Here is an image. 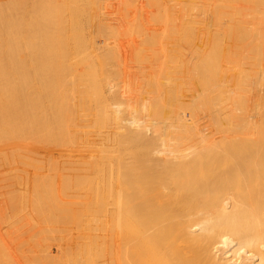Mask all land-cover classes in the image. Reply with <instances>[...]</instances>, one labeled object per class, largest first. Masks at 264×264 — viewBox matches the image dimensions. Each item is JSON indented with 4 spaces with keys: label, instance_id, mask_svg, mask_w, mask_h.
Listing matches in <instances>:
<instances>
[{
    "label": "bare ground",
    "instance_id": "obj_1",
    "mask_svg": "<svg viewBox=\"0 0 264 264\" xmlns=\"http://www.w3.org/2000/svg\"><path fill=\"white\" fill-rule=\"evenodd\" d=\"M148 1L149 2L147 3V5L145 3L134 4L135 1H134V3L132 1L131 3H120V6H119L118 3H116V4L114 3V0H0V24H1V30L0 31L2 33V39L4 40L3 41L0 39V54H1L0 57L3 56L2 57L3 61H4L3 63H5V64H3L4 74H3L2 79L4 80V83L7 87V89L5 91V96L7 99H4L3 102L8 101V103H7L8 106H3V107H5V109L1 110V108H0V131H4L3 127H5V131L9 130L11 137H12V135L13 136L17 135L16 133H18L19 131L22 134H24L23 137L25 136V134H28V135L31 134L30 137L32 135H35V134H33V131H35V132L45 131L46 133L47 132L50 133V128H51V131L54 128L53 124H51L50 121L44 120V119H42L43 121L41 120L38 122L33 121L35 119V116L40 112L39 110H41L43 107H46L45 109L48 108L50 113L51 114L53 113V115H55V113H56V116H61V115L65 114L67 112L66 109L68 107H69V109H72V110L77 108V110L79 109L78 111H80V108L85 109L86 111L89 112V114L91 113V115L94 116V119H95L94 123H96L97 125L98 124L100 126L105 125L106 122L108 123V122H111V120H112V121H115L114 122L116 124L115 128H117V126H119V127L124 126V128H125L126 125L125 124L122 125L121 121H124V120L126 121V120H128V118L125 117L126 119H124V115H122L123 113L119 112V109L117 108V105H119L123 102H120V103H117L118 101L115 102L117 100L115 98H119V101H121L123 99L122 98L120 100V97H122V96H118V94H117V93H119V90H118L119 88L117 89L115 87L118 85L117 83H120L117 81L118 78L120 77L118 75V73L120 71H125V69L120 68V66L116 68L113 65L114 63H115V65H117L116 62H118V61L120 63L119 59L122 58L123 57L122 54H125V53H122L123 49L122 48L120 49L119 46H118L119 47L118 49L110 47V45H112V44L118 45V44H115L116 43L115 41L117 39L115 36H116L117 31H119L123 27V26L117 27V22L121 18V16L133 15L134 21L137 22V20L141 19L140 25L138 23V25L141 26V23H143L142 21L145 18L148 20L150 16L151 17L153 16L152 14H150L152 12L151 9L153 7H155L154 11L157 10V12H155L156 14L159 13V8H162L165 10L164 11L165 14L162 13L163 11H162V9H160V11H161L160 15L161 16H158L159 14L156 16V14H155L156 20L154 19V17H153V19L156 21V23L153 20L154 21L153 25L150 26L151 24H149L148 26H150V27L147 28V31H145V30L143 31V28H145L144 26L139 28V32L142 28L141 32H143V33H141V32L140 33L143 35V37H144V35L146 36L142 40H145V38H147V36L149 37L151 35L150 33H152L153 31H155V30L159 31L158 27L161 26V24L159 25V23H163V22L168 23V25L169 24L171 25V27H169V29L175 30L176 29V28H174L175 23H176L175 21H181L180 23L179 22L178 23L180 24L181 27L182 26L184 27V30H182L183 29L182 28L181 31H179V29L181 28L179 26L178 33L185 32V33H187V35L185 34L187 37L184 36L183 33L178 34L176 31L173 33H170L169 30L167 32V35L162 36V37H164L165 41H167V39H168V38H166L167 36L172 37V35L174 33L178 34L179 36L174 34V37L175 36H176V38L180 37V40H185V42H184L185 45H182V46L187 45L188 49H190V46L193 45L192 43L190 45V42L193 39V37H192V35L194 34L193 31H195V30H193V31L191 30V24L192 23L193 24L198 23L200 28H202L201 34L199 36H201V38H202L201 46L206 48L207 43L206 42L204 43V41H206V39H207L208 26H214L219 21L230 23L233 15H237L236 13L238 12V14L240 13L239 16L241 17L240 19L238 18V20H240V24L242 22L244 25H247V28L249 27V29H250L248 32L251 31V33H253V35H250V36H252V41H255L254 39H256L257 40L256 42H258V44H256V45H258L259 48H264V25L261 28H257V26H255L256 24L253 26H249L250 23H248V20L250 18H253L252 16H254L253 15L254 12L251 10V7H254L253 9H255V13L257 12L260 14V16L263 18V20H262L263 22H261V23L264 24V0H226V1H224L225 3H223V0H219L220 2L217 3V5L215 4V8L217 7L219 11H220V9H223V11H220V14H219L220 16L218 18L219 21H214V22L206 21L207 18H204V21H194V20L192 21L191 20L192 13L197 15L198 12L199 13L202 12V10H200V8H201L200 4L202 3L201 0H148ZM204 4H206V2H204ZM207 6H209V5H207ZM249 10L251 11V13H253L252 16H251V14L249 16H248V13L246 14V12H248ZM195 11H197L196 12L197 14L195 13ZM250 11H249V13H250ZM203 12H205V10ZM203 12H202V15H203ZM162 15H163V17H162ZM256 15L254 18L257 17L258 22H259L260 16L258 17ZM239 16H237V17H239ZM179 17H180V20H179ZM201 18H202V16H201ZM254 18L250 19V20L255 21ZM128 19H130V17H128ZM192 19H193V17H192ZM123 20L126 21V19H124V17H123ZM201 20H203V19H201ZM131 21H133V20H131ZM145 22L147 23V21H145ZM231 22H233V21H231ZM251 23H253V22H251ZM134 25H136V24H134ZM155 26H156V29L154 28ZM164 26H166V24H164ZM164 26L162 25V27H164ZM186 26H188V27H186ZM254 26L256 28H254ZM258 26H260V25H258ZM226 27H228L229 29L232 28V27L227 26V25H226ZM125 28H127V27H125ZM135 28H137V26ZM187 28H190V30L189 29L187 30ZM235 28H234L233 32L235 31ZM244 28H246V27H244ZM244 28H242V30H244L243 32L241 31L240 27H239V30L243 34L245 33L244 35L246 37L248 35L247 34L248 32H245V30H247V29H244ZM237 29H238V25H237ZM136 30H138V28ZM185 30H187L188 32H186ZM132 31L134 33L133 32L130 33L131 31L129 32V30L126 32V38L128 36L127 35L128 32L131 35L132 34L137 35V33L135 32V29ZM158 31H156V33L155 32H153V33L157 34ZM165 31L166 30L164 29V31L162 30L159 32L165 33ZM139 32H138V34H139ZM227 32H232V31L231 30L228 31V29H227ZM235 32L237 33V31H235ZM241 32H238V35ZM1 33H0V38H1ZM164 33H163V35H164ZM168 33L172 34V35L170 36V35H168ZM234 33H233V35H234ZM214 34H215V32H214ZM231 34H229V36H231ZM158 35H160V34L153 36L152 39L153 40L156 39L155 41H158L159 40V39L157 40V38L159 37ZM181 35L186 37V38L182 39L183 37ZM218 35L221 36V33ZM122 36H124V35H122ZM139 36H140V34H139ZM227 36H228V34H227ZM240 36H238V40L240 39V41L244 40L247 42L246 39H248L249 36L246 39L244 36H241V38H240ZM137 37H138V35H137ZM231 37H233V36H231ZM242 37H244V39ZM124 38L125 37H123V38L121 37V39H124ZM138 38H140V37H138ZM164 38H162L163 41H164ZM216 38H215V40L217 42L220 41V40H218L220 38H217V39ZM118 39H119V37H118ZM130 39H129V41H130ZM137 39L135 38V40H137ZM148 39L149 38H147L146 42L147 41L149 42L150 39L149 40ZM212 39H214V37H212ZM221 39H222V37H221ZM236 39L237 38H235L234 40H236ZM241 39H243V40H241ZM172 40H174V38H172ZM215 40H213L214 42L213 41H211V42H213V44L215 43L217 45V42ZM231 40H229V43H231ZM155 41H153L154 43L151 44V47H153L154 44H156V43H157L156 47L159 45L158 44L159 41L156 43H155ZM170 41L168 40L167 42L169 43ZM174 41H177V40H174ZM178 41H179V38H178ZM178 41H177V43L179 45L176 43H175V45H178L179 49L181 48L180 51H182L184 54L185 51L182 50V47H180L181 44ZM187 41L189 44L187 43ZM237 41H235V42H237ZM240 41H239V44H240ZM139 42H141V39L136 44H138ZM211 42H210V44H212ZM249 42L251 44L256 43V42L252 43L251 41H249ZM129 43H131V42H129ZM250 43H248L249 47L244 45V50L246 49V51H244V55H242V62H241L242 65L244 67H246L244 69L247 70V68L250 65H252L253 68H251V69H252V71H253V69L255 71V73H253L252 78L250 79V82L248 83L247 87L250 85L249 87H251V89L254 90V89H257L258 87L263 86L262 88L264 89V61H263V63L262 62L260 63L261 59L259 61V56H260L259 54H258L259 55L258 57L253 56V54L256 52V49H255L256 46H254V45L251 46ZM215 44H214V46L213 45L210 46L211 49L212 48L214 49V51H213V49L211 50L212 52L209 50L211 53V56L209 55L210 53L207 52L208 53L207 56L208 57L210 56L208 58L209 60L206 59V61H205L204 59H201V60H203L202 65H200L201 63H199V64L197 63L196 65H194V63H192L191 66L194 65L195 67H197V65H199L198 66L199 68L193 67L192 70H195V69L199 70L201 67L204 68V70H205L204 65L206 66V62L211 63V66L213 64H215L214 62L212 64V61L208 62V61L212 60L210 58H213L215 56V55H213V52H215L216 48H217L216 51H219L218 49L220 47L214 48L216 46ZM219 44L221 46V43H219ZM237 44L235 43L236 46H237ZM146 45H147V43H146ZM163 45L165 46L167 44H163ZM171 45H172V47H174L173 46L174 44L171 43ZM171 45L170 46L168 45L167 49H168V51H172V52H170L171 54L172 53L175 54ZM223 45H224V43H223ZM229 45H231V44H229ZM124 46H126V45H124ZM140 46L143 47L144 45L143 46L140 45ZM178 46H177V48H178ZM139 47H137V48H139ZM239 47H243V46H239ZM150 48L147 51H144L145 49L143 50L140 48L139 51L143 55L142 51L148 53V52H150ZM174 48H176V46ZM177 48H176V51L179 50ZM236 48L237 47H235V49ZM193 49L191 51H193ZM195 49L196 50H194V51L201 52V51H198L197 48H195ZM226 49H227V47L225 48V50ZM235 49L233 48V50L231 49V50H229V52H231V51H233L234 53L237 52V51H234ZM236 50H240V49H236ZM126 51H127V49H126ZM260 51H262V49ZM133 52H135V51H133ZM136 52H137V49H136ZM151 53H152V56L151 55L150 56L151 57L154 56V58H155L156 54L154 55V53H157V52L151 51ZM162 53H163V55L165 53V51L163 49H162ZM177 53L178 52H176L174 63H177L178 65H180L179 68H182L180 61H179L180 64L178 62H175V60L180 58L181 57L180 55H182V54H179L178 56H180V57H178ZM215 53H216V56L218 57L217 52H215ZM239 53H241V52H239ZM138 54H140V53H138ZM138 54H136L137 58H136V56H133V57H135L136 59H140V57L138 58V56H140ZM192 54H194V53L192 52ZM196 55H197V53L195 54V56ZM235 55H236V53H235ZM115 56H116V58H115ZM164 56H166V55H164ZM169 56L170 55L167 56L168 57L167 59L165 57L166 60L163 58H162L163 60L160 59V60H162L161 63L163 61L168 63L167 60H169V58H172ZM176 56L178 58H176ZM198 56H201V55L199 54ZM198 56L195 58L197 59ZM229 56H231V54H229ZM233 56H234V54H233ZM233 56H231V58H233ZM217 57H216V59L218 61L219 59ZM227 57L225 59H227ZM235 57H239V56H234V59L238 60V58H235ZM2 58H0V64L1 65H2V60H1ZM143 58H144V60H143L144 63L147 64L148 62L145 61L146 57L142 56V59ZM159 58H160V56H159ZM109 59H114L113 61L117 60L116 62H114L112 64L114 66V68H112V70L109 67V66H112L111 61ZM142 59H140V60L142 61ZM147 59H149L148 56H147ZM155 59H153V61ZM181 59L183 60V58H181ZM194 59L192 62L196 61V60L194 61ZM223 59H224V57H223ZM187 60H185V61H187ZM135 61H137V60H135ZM204 61H205V64H203ZM128 62L129 61L127 60L126 63H128ZM157 62L158 61L155 60V62H151V63L152 64L154 63V65H156ZM198 62H200V60ZM226 62H227V60H225V65H226ZM167 63H165L164 65L166 66ZM186 63L187 62H185L184 64H186ZM228 63L231 64V62H227V65H228ZM234 63H236V62H234ZM133 64L137 65V63H133ZM138 64H143V63L138 62ZM168 64H170V62ZM217 64H216V67H218ZM238 64H236V65H238ZM1 65H0V67H1ZM149 65L151 66V64H149ZM161 65L164 66L163 64H161ZM171 65H173L172 62H171ZM236 65H234V66H236ZM174 66L175 65H173L172 67H174ZM238 66H240V64ZM238 66H236L238 68L237 70H239ZM213 67H211V68L212 69L216 68V67H214V68ZM228 67H229V65H228ZM154 68L155 67H153V69ZM169 68H170V70L172 69L171 67H168V69ZM209 68H210V66H209ZM224 68H225V66H224ZM153 69L151 70V72H152V74L154 73L153 75H155L156 71ZM165 69L168 70L167 68H165ZM175 69L178 70L177 67H174V70ZM206 69H208V66ZM210 69L207 71L213 72L212 70L210 71ZM232 69H235V67ZM241 69H243V68H241ZM241 69H240V72H241ZM132 70H134V69H132ZM136 70L139 72L140 69L138 70V68H137ZM142 70H144V69H141V71ZM161 70H162V68H161ZM163 70H164V67H163ZM204 70H202V72H201L202 76L200 75L201 70H199V72L196 70L197 73H195V75H193V78H194V76H196L199 73L198 76L195 77L197 80L199 79V81L202 82L201 84H197V80H195L196 81L195 83L197 84L198 87L203 84V81L205 82L207 79L212 80L214 78V76L216 75L214 73V76H212L213 74L209 73V74H211L212 77L210 76L209 78H207L209 76V74H208L207 77L205 75V78H207V79L203 80V79H205L203 77L204 75L202 74V73H204ZM216 70H217V68H216ZM224 70H223L224 72L229 71V70H226V68ZM26 71H28V72H26ZM98 71H99V73L97 74ZM141 71H140V73H137V75L140 74L142 76ZM148 71H149V69H148ZM207 71L205 72L206 74H207ZM218 71H214V72L218 73ZM1 72H3V70ZM161 72L164 74V71H161ZM180 72H181V69H180ZM229 72H231V71H229ZM234 72H235V70H234ZM242 72L244 73V71H242ZM12 73H14L13 77H11ZM84 73H87V74L82 76V79H84L85 76H86V78H88V76H89V79H84L88 82L80 80L81 75ZM121 73L122 72H120V74ZM181 73H179V75ZM192 73L193 72L191 71V74ZM29 74H31V76ZM166 74H167V72H166ZM227 74L228 75H225L226 76L225 85L224 84L223 85L225 86L226 89H229V90L233 89L234 90V87L232 89H230V83L233 81L232 76L229 73H227ZM240 74H242V73H240ZM240 74H237V75L240 76ZM246 74H249V73H246ZM246 74H245V76H246ZM153 75H151V76H153ZM168 75H170L172 77L174 76L172 73H170ZM176 75L179 76L178 74H175V76ZM199 75H200L201 79L203 78L202 81L200 80ZM161 76H163V75H161ZM170 76H169V78H170ZM146 77L149 79V75H146ZM36 78H38V79H36ZM156 78H158L157 75L155 76V79ZM162 78H163L162 80L165 79L164 81H169V78L166 79V77L164 78V76ZM246 78H248V77H246ZM125 79H126V75H125ZM148 79H147V81H149ZM173 79L175 81L176 80L178 81V79H175V78H172V81H173ZM114 80H116L117 82H115ZM152 80H154V79H152ZM152 80H151V82H152ZM185 80L190 81V79H187V77L185 78ZM236 80H237V78H236ZM241 80L244 81L243 79H241ZM172 81L168 82V84H170ZM207 81L211 83V81H209V80H207ZM207 81H206V83H204V84H206V86L210 84V83L208 84ZM213 81H215V80L213 79L212 82ZM239 81H240V79L238 80V82ZM110 82H111V85H110ZM142 82H143V79H142ZM145 82H146V80H145ZM152 83H151V85H152ZM166 83H165L164 87H162L163 89L165 87H167ZM213 83H215V82H213ZM242 83H245V82H242ZM37 84H39V86L43 88V91H42V89H41V91L38 89L39 87L37 86ZM147 84H148V82H147ZM204 84L202 86H200V87H202L203 90L205 87ZM173 85H174V83H173ZM173 85H171V86H173ZM182 85L181 84L179 86L177 85V87H176L177 92L181 91V90L180 91H178V90L183 88ZM237 85H238V83H237ZM35 86L38 87V88H36L37 90L35 89ZM240 86H242V85H240ZM131 87H132V84H131ZM152 87H153V85H152ZM169 87L167 88V90L170 89ZM173 87L175 88V86H173ZM247 87L244 85L243 88H247ZM68 88L71 90H69ZM140 88H141L140 90L142 91L143 87L141 86ZM148 88H150V87H148ZM186 88H188V87H186ZM190 88H192V87H190ZM262 88L260 90H262ZM151 89L152 88H150L149 90L151 91ZM193 89H194V87H193ZM200 89H199V92H200ZM202 89H201V91H202ZM153 90L154 89H152L153 93L152 92L151 93L154 95L155 91H153ZM160 90H161V88H160ZM164 90H162L161 92H163ZM167 90L165 92H167ZM186 90L187 89H185L184 92ZM235 90H236V88H235ZM249 90H250V88H249ZM35 91H37V93ZM69 91H71L70 92L71 94H70V96H68L69 99L66 98V101H65L66 105L62 104L63 101L65 100L62 97L67 96V94H69L68 93ZM122 91H123V89H122ZM141 91L139 94L142 95L143 92L141 93ZM204 91H206V89ZM222 91L223 90H221L220 93L223 94L224 91L223 92ZM250 91H248L249 94H250ZM172 92L174 93V89L173 90L170 89L168 94L169 93L171 94ZM214 92H216V94H217L218 91H213L212 93H214ZM237 92H238V89L236 91V94H237ZM244 92H246V89ZM244 92L242 93V91H241L242 95L245 94ZM248 92H246V93H248ZM261 92L262 91H260V93ZM130 93H132V92H130ZM168 94H167V97L165 96L166 97L165 99H168V96H170ZM186 94H187V91H186ZM254 94H256V93H254ZM254 94H252V95H254ZM34 95L39 97L38 98L39 103L35 102L32 99V96H34ZM58 95L60 97V98H58L59 101H60V99L62 100L61 103H59V105L62 107H60V106L56 107V104H57L56 102L58 100H56L55 97ZM160 95H163V93L162 94L160 93L159 97H160ZM237 95H239V94H237ZM242 95H239L237 102H235L234 99H232V97L228 96L226 98V101H225V102H227L226 103L227 106L225 107L223 105L225 108L222 105H221V107L215 108L216 106L213 103L212 104L215 106L214 108H212L213 105H212V107H210L211 105L209 107L208 106L203 107L206 104L200 105V106H198L199 104H197V106H193L197 102L200 103L201 102V101H199L200 99L198 101L196 100L197 102H195L193 105H192V102H191V104L186 103V104H188V107H189V108H187V106L184 104V106H186V109L189 110V112L187 114H186V110L183 109L184 106L182 105V103L179 104V105H182V107L178 105V103L180 101H178L177 99H175L176 100L175 101L176 107L171 106V105L175 104V103H173L174 98L169 97V101L167 100L165 102L166 106L163 105L160 108V112L163 115L160 114L161 116H160L159 121L156 122L155 119L150 118L151 121L153 122L152 124L150 123L151 127L150 126L140 127L142 125L141 124L142 122L141 123L139 122L140 125H139V123L136 124L137 123L136 119L139 118V117H136V115H138L139 113H137L133 119L129 118L131 120V122H128V123L136 124V125H138L137 127H140V128H138V130H137V128H133V129H135L134 131L140 132V133H137V134H139V137L137 135V137L135 138L136 140H139V143L134 142L135 140L133 139V137L132 138L128 137V139L124 140L125 143H122L123 145L122 144L120 145L121 146L120 149H119V147L117 148V151H116L117 146L114 147L111 143V146H113V149L115 148V151H113V152H112V147H108V146L104 147L101 145V148H100L99 143H97L99 147H96L95 150L94 149L93 150L96 151V149H99V152L101 151L100 152V158L98 157L97 159H94V157H93L94 160L92 159L93 162L90 164L91 170H87L86 168H83L82 166H81L82 168H79V170H78V169H75L76 168L75 167L74 171L75 170L76 171L74 172L72 170L75 173V175H72L71 177H69V179H67L68 181L64 180V181L69 183V187L71 188L70 190H74L76 192V194L78 195V197L82 198V201H80V200L77 201V199L75 198L77 195L75 197L73 196L76 200L75 202L73 201V203H75L74 204L75 208L79 207L77 210V215L75 213H72V214H75L73 216L70 215L71 210H69V209L67 210L66 208H63L64 203H63V205L60 206V204H59L60 200L57 203H55L56 200L54 202V200L52 199L54 197H51L49 195V194H51L52 191H55L54 186H53V190H51L54 181L50 180L52 182L49 183V186H47L48 183H46V182L48 180H46V182H45V180H43V176H42L41 180H43L44 182L42 183L41 181H37V179L35 178L36 176H34L35 175L34 174L30 180L27 179V181H29V182H27V186H25V184L23 186V184L21 185V183H19V182L17 183V181H16V185H12L14 188L16 187V189H13V190L10 189L11 192L9 193L7 191L9 193L8 194L5 192L6 189L7 188L9 189V185L12 183L11 181H14L13 179L14 178L17 179V178L16 177L11 178V176H13L12 174L10 177H7V176H4V174L2 173L3 176L5 177V179H6V177L12 179V180H10V179L7 180V181H10L11 183L8 185V187L5 189L4 192L6 194L10 195L13 198V201H15V200L19 201L15 204L13 202L12 204H14V205H12L11 204L12 200L10 202V200H9L10 198H6L8 203L10 202V205L7 202L6 203L8 204V206H11V211L9 210L10 212H8V213L13 214L16 211L15 212V214H16L18 207L21 208V204L20 205H18V204L22 200V205H24V207H22V209L23 210H24V208L26 209L25 205L31 207L32 210H31L30 215L32 214L31 216H33V214H34L36 216V217H33L35 219V223L38 224V222H36L37 221L36 219L43 220L46 222V224H48L47 230H49V232L55 231V232H57V234H58V232L62 231L63 228H64L63 232H66L65 226L66 225L68 226V223H67L68 221H71V220L74 221L75 220L76 221L75 225L77 226V228H79V226H80L79 223L82 219H89V220L91 219V221H94L92 224L93 225L92 230L94 231V232L92 231L94 233L93 239H91V238L89 239L88 237H86L87 239L84 238L85 241H83L84 239L83 240L81 239L83 243L81 245H78L79 244L78 240L80 239V237H78L79 239L76 240V238L74 239L72 236L73 239L72 238L69 239L70 241H68L67 239H66V241L61 239L62 244L59 243L60 246L53 244L56 247H58L57 251L55 250V252H60L61 255L64 253L66 254L63 257L67 256V254H69L70 250H72L73 247H76V249H78V250H77V253L75 251L74 254L78 255V253H79L78 256L82 255L81 256L82 259L83 258L85 259V261L83 260L84 263L82 262V264H87L89 260H93V259H95V263H92L89 261L91 264H264V98L262 101L263 104H261L259 102L261 101L262 97L256 103L255 101L253 102V100H252L253 96H252V98L250 96H246V97L251 98L252 101H250L249 100L250 98L249 99L247 98L248 99L247 100L246 97H243ZM212 96H213V94H212ZM218 96H220V94H218L217 97ZM221 96H220V98H221ZM223 96L225 97V95H223ZM255 96L257 97L258 95H255ZM113 97H114V99H113L114 102L112 100ZM224 97H223V99H224ZM152 98H154V97L152 96ZM191 98H193V97H191ZM205 98H206V101L208 102L209 98L208 99H207V97H205ZM31 99H32V102H31ZM160 99H161V97H160ZM214 99H216V98H214ZM223 99L221 98L222 101H223ZM185 100H187V99H185ZM238 100H239V102H238ZM136 101L140 102L137 99H136ZM214 101H216V100H214ZM152 102L150 99V103H152ZM217 102H219V101H217ZM153 103H155V102H153ZM153 103H152L151 107L154 106ZM170 103H173V104H170ZM219 103H217V105ZM209 104H207V105H209ZM114 105H116L115 110L113 109V111H112V107H114ZM122 105L124 106L125 104L123 103ZM148 105L146 104L147 107H148ZM167 105H170V106H167ZM189 105H192L193 107L190 108L191 106H189ZM137 106H138V104H137ZM119 107H121V105ZM125 107L126 106L121 108V110H123V112L126 110ZM61 108H64V110H62ZM142 108H144V107H142ZM48 109L45 111H48ZM128 109L129 110H127V111H130V107H128ZM145 109H146V107H145ZM151 109L149 110L150 112L152 111ZM72 110H70L68 112L72 113L73 111H75V110H73V111ZM95 110H97L98 112L95 113L96 112ZM86 111H84V112H86ZM138 111L139 110L137 109L136 112H138ZM142 111H144V110H142ZM131 112L134 113L133 110H131ZM50 113L45 114L44 116H46V115L50 116ZM151 113H154V112H151ZM124 114L126 115V112H124ZM14 115L15 116L19 115L23 118V119L21 118L20 120H18L17 125L15 123L6 121V120H9ZM128 115H129V113L127 114V116ZM74 116L75 115L73 114L72 117H74ZM122 116H123V118H122ZM131 116H132V114L130 115V117ZM133 116H134V114H133ZM152 116H153V114H152ZM87 117L90 119L89 116H87ZM65 119H66V117L63 120L61 118L62 121H59V122H62V123L55 125L54 131L56 132V130H57L58 134L60 135L59 140H62L63 137L65 138V133H66V125H65L66 122H64ZM94 119H93V121H94ZM139 119H137V120H139ZM79 120H80V118H79ZM108 120H110V121H108ZM142 120L143 119H141V121ZM144 120H146V119H144ZM73 121H75L74 118H73ZM82 122H84V121L82 120ZM70 123H72V121ZM114 123H112L111 125H113ZM120 123H121V126H120ZM128 123H126V124H128ZM218 123L219 124L222 123V125H220L222 127H219ZM97 125H96V128H97ZM107 125H109V124H107ZM136 125L135 126L131 125V127H136ZM91 127H93V126H91ZM119 127H118V129H119ZM99 128H97V129H99ZM110 128H113V127L111 126ZM115 128H113V129H115ZM127 128H125V130H127ZM129 128H130V126H129ZM78 129H80V127H78ZM94 129H95V127H94ZM133 129H132V131H133ZM125 130H124V133H125V135H127L129 132L126 134ZM116 133L117 132H113L114 135H117L120 132L117 134ZM5 134L3 136H5ZM58 134H57V137H58ZM66 134H69V133H66ZM75 134L76 133H74V135ZM123 134H121L122 138L125 137V135L123 136ZM28 135H27V137H28ZM54 135H55V133H54ZM54 135H53V137H56V135L55 136ZM85 135H88V134L86 133ZM41 136L42 135H40V137ZM43 136H44V134H43ZM48 136H49V134H48ZM11 137H9V139ZM0 138H2V137L0 136ZM25 138H26V136H25ZM43 138H47V136L46 137L44 136ZM43 138H41V139H43ZM67 138H69V137L67 136ZM137 138H139V139H137ZM9 139H8V141L10 142L11 139L10 140ZM36 139H37V137H36ZM119 139H120V137H119ZM13 140H12V142H15ZM115 140L117 141V138ZM115 140H113V141L111 140V141L114 142ZM3 141L5 142L4 139H3ZM6 141H7V139H6ZM64 141H66V140H64ZM84 141H85V139H84ZM218 141H221V142H219L220 144L217 143ZM52 142H54V141L52 140ZM72 142H73V140H72ZM132 142H134L133 144H135V145H133V146L130 145V143H132ZM56 143H57V141H56ZM105 143H106V140L104 141V144ZM118 143L120 144V141H118ZM97 144H96V146H97ZM126 144L131 146L132 152L127 153V154H130V157L127 156L126 153L124 152V151L128 152V149H129V148L127 149ZM47 145H49V144H47ZM66 145H68V144H66ZM151 145L153 146V148L151 147ZM154 147L156 150L154 149ZM190 148L193 149V151H191V152L188 151L189 152L188 153L186 150L190 149ZM154 150L157 151V154L159 153V155H155L156 152ZM103 151L107 152V154H105V156H103V153H105ZM16 152H18V151H16ZM111 152H112V154L110 155ZM10 153H15V151L14 152L10 151ZM18 154H20V153H18ZM153 155H155V156H153ZM5 156L3 155V157H5ZM15 156L18 157L19 155L18 156L15 155ZM29 156L30 155L28 154V157ZM95 156H97V155L95 154ZM21 157L23 158L22 154L20 157H18V159ZM38 157L40 158V156H38ZM25 158H26V160H25ZM25 158H24V160L27 162V157H25ZM6 159H8V158L6 157ZM31 159H33V158H31ZM3 160H4V158L0 161L4 163ZM20 160H23V159H20ZM24 160H23V162H24ZM37 160L39 161L38 158H37ZM37 160H36V162L35 161L33 162L35 165H37L36 163H38ZM66 160L67 159L65 158V161ZM78 160L79 159H77V161ZM30 161H32V160H30ZM47 161H48V159H47ZM28 162H29V160H28ZM9 163L7 165L8 167L10 166ZM29 163L33 164L32 162H29ZM39 163H41V162L39 161ZM78 163L79 162H77V165L79 166ZM4 164H5L4 166L6 168V162ZM73 164H74V166L76 165L75 163H73ZM73 164H69L68 166H72ZM57 165L59 166V164H57ZM61 165H63V163ZM85 165H86V162H85ZM4 166L2 165L3 168H4ZM29 166H31V165H29ZM55 167L57 168V166H55ZM30 168H32V167H30ZM30 168H29V170H30ZM33 168H35V167H33ZM33 168L31 170H33ZM59 168H60V166L58 167L57 170H59ZM37 169H39V168H37ZM84 169H86V170H84ZM67 170L66 169L65 170L60 169V171H62V173H63V171L65 173H67L66 172ZM34 171H37V170L34 169ZM39 171H41V170L39 169ZM72 171L70 169V173H72ZM25 172H27V171H25ZM8 173H9V170H8ZM8 173H7V175L9 176ZM16 173H20V172L16 171ZM22 173L23 172H21V174ZM51 173H52V170H51ZM70 173H68V174H70ZM15 174H14V176H16ZM21 174H19V175L21 176ZM54 175H57V173ZM3 176H2V179H4ZM20 176H17V177H19L18 180L21 179ZM46 176L49 177L48 175H46ZM24 177H26V175ZM22 178H23V176H22ZM39 178H40V176H39ZM25 179H23L24 182H25ZM52 179L55 180L56 178L54 179L52 177ZM7 181H5L6 184H7ZM20 182H22V181H20ZM56 182H61V183H55L54 184L55 187L57 188L58 184L60 186V184L63 183V180H60V181L57 180ZM1 183H2V181H1ZM3 184H4V182H3ZM5 185H4V187H5ZM17 185H18V188H17ZM1 188H0V190H1ZM59 188H58V190H59ZM68 188L66 190H68ZM48 189H49V191H48ZM62 190H59V191H62ZM4 192L0 191L1 196ZM56 193H58V192H56ZM60 193L62 194V192H60ZM61 194H59V195H61ZM71 194H72V192H71ZM52 195H55V194H52ZM56 195H58V194H56ZM67 195H69V193ZM3 197H5V196H3ZM3 197H0V198H3ZM59 197H61V196H59ZM18 198H21V200H19ZM62 198H63V196H62ZM55 199H57V198H55ZM59 199H61V198H59ZM65 200H68V199H65ZM69 200H70V198H69ZM61 201H62V199H61ZM71 201H72V199H71ZM4 202L5 201H3V203ZM70 204H72V203H70ZM2 205H4V204H2ZM67 205H64V207H66ZM12 206H13V208L17 207V209L14 211V209H12ZM69 207H71V206H69ZM69 207H67V208H69ZM72 208H73V206H72ZM22 209H20V210H22ZM5 210H6V208L4 209V211ZM12 210L14 211L13 213H11ZM66 211L69 212L70 214L69 213L67 214ZM23 213H24V215H27V213H25V211H23ZM5 214H3L4 216H2V217H4V220H7L9 216H8V214H6L7 217L5 219ZM20 214H22L21 211H19V213H17V215L21 216ZM0 215H2V214L0 213ZM2 217H0V219H2ZM12 218H14V220H15L16 215H15V217L12 216ZM18 218L19 217L17 216V220H15V222H18V223H15L16 225H18L20 223ZM33 218L30 217L29 219L33 220ZM32 220H31V222H33ZM9 222L11 223V220ZM71 222H70V224H71ZM5 223H6V221H5ZM5 223L3 221V225ZM49 223H53L54 225L49 224ZM89 224H90V222H89ZM1 225L2 224L0 223V229H1ZM3 225H2V227L5 226V225L4 226ZM60 225H62L63 228H61ZM73 225H72V227H73ZM35 227H33L32 229H34ZM10 228H11V225H9V229ZM84 229H85V227H84ZM90 230H91V228H90ZM90 230H89V232H90ZM41 231L43 232V230H41ZM85 232H86V230H85ZM76 233H78L77 230H76ZM67 234H69V232ZM6 235H8V234H6ZM34 235L32 237H35ZM36 237H38V236H36ZM70 237L71 236H69V238ZM15 242H14V244H15ZM56 242H58V241H56ZM14 244H12V245H14ZM24 247H26V246H24ZM0 249H1L0 250V264H24L23 262L18 261V260L21 258H27V257L29 258L30 257L27 255V254H29V252L27 254L22 253V252L17 254L15 252H12V253L7 252V250H4L2 248V246H0ZM49 249L50 248H48V250ZM24 250H27V249H24ZM48 250L46 249V250L40 252L38 255L32 253L33 257H35L38 261H40V264H63L64 263L63 259L61 260L62 256L61 257L59 256L60 258L57 261L56 260L57 257H56V259L53 258L55 255L54 254L55 252L53 253L54 250L52 249L53 251H51L53 253V255H50L53 257H50L48 255L49 254ZM67 250H69V251L64 252ZM90 251H94L93 252L94 258L93 259H90L92 255L90 256V258H88V254H92V252L90 253ZM70 254L68 255L69 257H70ZM35 258L32 260L35 261L36 260ZM78 258H80V257H78ZM66 259H68V261H69L68 257H66ZM76 259H77V256H76ZM64 260H65V258H64ZM60 261L63 263H60ZM65 261H67V260H65ZM26 263H28V262H26ZM69 263H72V262L69 261ZM78 264H81V263L79 262Z\"/></svg>",
    "mask_w": 264,
    "mask_h": 264
},
{
    "label": "rangeland",
    "instance_id": "obj_2",
    "mask_svg": "<svg viewBox=\"0 0 264 264\" xmlns=\"http://www.w3.org/2000/svg\"><path fill=\"white\" fill-rule=\"evenodd\" d=\"M133 1V3H134V1H135V3L134 4H140V3H145L146 5H147V3L149 2L148 0H132ZM131 0H114V3L116 4V3H118L119 4V6H120V3H131L132 2ZM202 1V3L200 4V6H201V8H200V10H202V12L205 10V12H203V15H202V12H198V14L196 13L197 11H195V13L197 14V15H195V14H193L192 13V17H193V19H192V17H191V20L193 21H204V18H207L206 19V21H210V22H214V21H219L218 20V18H219V14H220V11H223V9H220V11L218 10V8L216 7L215 8V4L217 5V3H219L220 1L219 0H201ZM224 1H226V0H223V3H225ZM204 2H206V4L207 5H209V6H207L206 4H204ZM113 3V2H112ZM203 6V7H202ZM162 7V6H161ZM206 7V8H205ZM254 7H251V10L254 12V14L253 13H251V11H250V13H249V11L248 12H246V14L248 13V16L251 14V16H252V14L254 15V16H252L253 18L255 17V15L256 16H260V14L259 13H255V9H253ZM151 9V8H150ZM160 9H162V8H159V15L158 14H156L155 12H157V10L156 11H154L155 10V7H153L151 10H152V12L150 13V14H152L153 16L150 18L149 17V21L145 18L142 22L143 23H141V26H139L140 25V20L141 19H139V20H137V22L136 21H134V17H133V15H130V16H121V18L118 20V22H117V27H120V26H123L122 27V29H120L119 31H117V33H116V43L115 44H118V45H114V44H112V45H110V47H113V48H115V49H118L119 47H120V49L122 48L123 49V51H122V53H125V54H122L123 55V59L122 58H118L119 60H120V63H119V61L118 62H116L117 60H115V61H113L114 59H109L110 61H111V65L114 63V62H116V64L118 65H115V63L113 64L116 68L117 67H119L120 66V68H123V69H125V71H120V72H122L121 74H120V72L118 73V75L120 76H118L117 78H118V82H120V83H117L118 85V87L116 86L115 88H119L118 90H119V93H117L118 94V96H122V97H120V100L121 101H119V98H115V99H117L115 102H117V103H120V102H123L125 105L124 106H126L125 107V111L124 112H126V115L124 114V112H123V110H121V108H123L124 106L122 105L123 103H121V104H119V105H117V108L119 109V112H122L121 114L122 115H124V119H126V118H128V120H124V121H121V123H122V125H126L125 126V128H129V126H130V128L128 129L127 128V130H125V128H124V126H121V123H120V126L121 127H119V126H117V128H115L116 127V124L114 123L115 121H112L111 119V122H106L107 124H109V125H107L106 123H105V125H97L96 123H94L95 122V119H94V116L93 115H91V113L89 114V112L88 111H86L85 109H81L80 108V111H78L77 110V108L76 109H73V110H75V111H73L72 109H69V107L66 109V113L65 114H63V115H61V116H56V113H55V115H53V113L51 114L50 113V111H49V109H48V111H45V110H47V109H45L46 107H43L41 110H39L40 112L35 116V119L33 120V121H41L42 119H44V120H48V121H50V123L51 124H53V126H54V128L52 129V131H51V128H50V133L49 132H47L48 134H49V136H48V134L45 132V131H39V132H35V131H33V134H35V135H32L31 137H30V135H28V134H25V136H26V138H25V136L23 137V135L24 134H22L20 131L18 132V133H16L17 135H15V136H13L12 135V137H11V134L9 133V130H6L5 131V127H3V129H4V131H0V136L2 137V138H0V160H2L3 158H4V163L6 162V168H5V164L3 163V162H1L0 161V188H1V190L0 191H5V189L8 187V185H9V189L7 190L6 189V193H10L11 192V190L10 189H16V187L14 188L12 185H16V181H17V183L19 182V183H21V185L23 184V186H24V184H25V186H27V182H29V181H27V179H31V177H33V175L34 176H36L35 178L37 179V181H41L42 183L44 182L43 180H45V182H46V180H48L46 183H48L47 184V186H49V183H51L52 181H54V183H53V185H52V189L51 190H53V186H54V190L55 191H50L51 192V194H49L51 197H54V198H52L53 200H54V202H55V200H56V202L55 203H57L59 200H60V202H59V204H60V206L61 205H63V203H64V205H69V206H71V207H69L68 205L66 206V207H64V205H63V208H66L67 210L69 209V210H71V214L69 213V212H67L66 211V213L68 214H70V215H77V210H78V208L79 207H76L75 208V206H74V204L75 203H73V201L75 202L76 200H75V198L77 199V201L78 200H80V201H82V198L81 197H78V195L76 194V192L74 191V190H70L71 188L69 187V183L68 182H66V181H64V180H67V179H69V177H71L72 175H75V171H74V168L75 169H78L79 170V168H86L87 170H91L90 169V164L93 162V160L94 159H97L98 157L100 158V152H99V149H96V151H94L95 150V148L96 147H99L100 146V148H101V145L102 146H104V147H112V152L113 151H115V148L113 149V146L115 147V146H117L116 147V151H117V148L119 147V149H120V145L122 144V143H125V139H128V137H130V138H132L133 137V139L135 140L134 142H137V143H139V140H136L135 138L137 137V135H138V137H139V134H137V133H140L139 131L137 132V131H134L135 129H133V128H137V130H138V128H140V127H142V126H150V123L152 124L153 122L151 121V119L150 118H153V119H155L156 120V122L157 121H159V119H160V116L161 115H163L161 112H160V108L163 106V105H165L166 106V101L168 100L169 101V97H172V98H174V102L173 103H175V99H177L178 101H180L179 103H178V105L179 104H181L182 103V105L184 106V104L187 106V108H189L188 107V104H191V102H192V105L195 103V102H197L199 99V101H201L200 103L199 102H197V103H195V105H193V106H197V104H199L198 106H200V105H205V106H203V107H206V106H210V107H212V105H213V107L212 108H218V107H221V105L223 106H227V102H225L226 101V98L229 96V97H232V99H234V101L235 102H237V99L239 98V95H242V93L245 91V89H246V92H248V91H252L253 89H251V87H247V85H248V83L250 82V79L252 78V75H253V73H255V71H254V69H253V71H252V69L251 68H253V66L252 65H250L248 68H247V70L246 69H244V68H246V67H244L243 65H242V55H244V51H246V49L244 50V45L245 46H248L249 47V44L248 43H250L249 41H251L252 43L253 42H256L257 40L256 39H254L255 41H252V36H250V35H253V33H251V31L250 32H248L250 29H249V27L247 28V25H244L242 22H241V24H240V20H238V18L240 19L241 17L239 16V14H238V12L236 13L237 15H233V17H232V20L231 21H233V22H231L230 21V23H228V22H223V21H219V22H217L214 26H208V35H207V39H206V41H204V43L206 42L207 43V45H206V48L205 47H202L201 46V43H202V38H201V36H199L200 34H201V29L202 28H200V26L198 25V23L197 24H191V30L193 31V30H195V31H193L194 32V34L192 35V37H193V39L191 40V42H190V45H191V43L193 44V45H189L190 46V49H188V46L186 47V46H182V45H185L184 44V42H185V40H180V37H177L176 38V36L174 37V34L172 35V34H169L168 33V35H172V37H169V36H167L166 38H168L167 39V41L169 40H171L169 43L167 42V41H165V38L164 37H162V36H166L167 35V32H168V30H169V32L170 33H173V32H177L178 33V28H179V26H180V22L181 21H175L176 23H175V27L174 28H176L175 30H171V29H169V27H171V25L169 24L168 25V23H165V22H163V23H159V25L161 24V26L160 27H158L159 28V31H164V29L166 30L165 31V33L164 32H159L158 30H155V31H153V32H155L156 33V31H158L157 32V34H160V35H158L159 37L157 38V40L159 41H155L156 39H152L153 38V36H155V35H157V34H154L153 32L152 33H150L151 35L148 37L147 36V38H149L148 40H149V42L147 41L146 42V40H147V38H145V40H142V39H144V37H146L145 35H144V37H143V35L141 34V33H143V32H141V30H142V28H141V30H140V32H139V28L140 27H145V28H143V31L145 30V31H147V28L148 27H150V26H152L153 25V23H154V21L156 20V16L158 15V16H161L160 15ZM217 10V11H216ZM150 11V10H149ZM162 13H164V9H162ZM154 12V13H153ZM161 13V14H162ZM209 15H208V14ZM155 14H156V16H155ZM165 14V13H164ZM163 14V15H164ZM245 14V15H246ZM163 15H162V17H163ZM207 15V16H206ZM216 15V16H215ZM201 16H202V18H201ZM237 16H239V17H237ZM250 16V17H251ZM123 17H124V19H126V21L125 20H123ZM126 17V18H125ZM128 17H130V19H128ZM153 17H154V19H153ZM181 17V16H180ZM180 17H179V20H180ZM249 17V18H250ZM203 19V20H201V19ZM213 18V19H212ZM253 18H250V19H253ZM182 19V18H181ZM196 19V20H195ZM212 19V20H211ZM216 19V20H215ZM248 20V23H250V25L249 26H253V25H255V26H257V28H261V27H263V25L264 24H262L261 22H263L262 20H263V18L260 16V19H259V22H258V19H257V17L256 18H254V20L257 22H255V21H251V20ZM131 20H133V21H131ZM152 20V21H151ZM154 20V21H153ZM160 20V19H159ZM121 21V22H120ZM145 21H147V23L145 22ZM237 23H236V22ZM124 22V23H123ZM151 22V23H150ZM179 22V23H178ZM251 22H253V23H251ZM138 23H139V25H138ZM155 23H156V21H155ZM238 25V29H237V25ZM239 23V24H238ZM134 24H136V25H134ZM147 24V25H146ZM149 24H151L150 26H148ZM164 24H166V26H164ZM243 24V25H242ZM133 25V26H132ZM162 25L164 26V27H162ZM225 25V26H224ZM226 25L227 26H230V27H232L231 29H229L228 27H226ZM258 25H260V26H258ZM137 26V28H138V30H136L137 28H135ZM139 26V27H138ZM223 26V27H222ZM254 26V28H256ZM125 27H127V28H125ZM181 27V26H180ZM186 27H188V26H186ZM236 27V28H235ZM239 27H240V29H241V31L243 32L244 30H242V28H244V27H246V28H244V29H247V30H245V32H248L246 35V37H245V33L243 34L240 30H239ZM242 27V28H241ZM133 28V29H132ZM155 29H156V26L154 27ZM164 28V29H163ZM183 28V29H182ZM193 28V29H192ZM226 28V29H225ZM234 28H235V31H237V33L235 34L234 32H233V30H234ZM134 30L135 29V32L137 33V35H138V37H140V38H138L137 37V35L136 34H129V32L130 33H132L133 31L132 30ZM181 29L182 30H184V27L182 26L180 29H179V31H181ZM186 29V28H185ZM190 30V28H187V30ZM227 29H228V31L229 30H231L232 32H227ZM237 29V30H236ZM0 30H1V24H0ZM129 30V32L127 33V38H126V32ZM187 30H185L186 32H188ZM139 32V34H140V36H139V34H138V32ZM172 31V32H171ZM214 32H215V34H214ZM238 32H241L239 35H238ZM0 33H1V31H0ZM125 33V34H124ZM134 33V32H133ZM163 33H164V35H163ZM183 33V35L184 36H186L187 35V33H185V32H180V33H178V34H182ZM213 33V34H212ZM221 33V36L220 35H218V34H220ZM228 34V36H227V34ZM232 33V34H231ZM233 33H234V35H233ZM162 34V35H161ZM178 34H175V35H177V36H179ZM186 34V35H185ZM229 34H231V36H233V37H231V36H229ZM242 34V35H241ZM118 35V36H117ZM122 35H124V36H122ZM223 35V36H222ZM244 36L245 37V39L248 37V39H246L247 40V42L246 41H244L243 39H244V37H242L243 39H241V40H243V41H240V39L238 40V36ZM132 38H131V37ZM182 36V35H181ZM184 36H182L181 38L182 39H185L186 37H184ZM217 38H220V39H218V40H220V41H218L219 43H221V46H220V44L215 40V38L216 37ZM219 36V37H218ZM235 36V37H234ZM237 36V37H236ZM241 36H240V38H241ZM118 37H119V39H118ZM121 37L123 38V37H125L124 39H121ZM164 38V41H163V39L162 38ZM195 37V38H194ZM212 37H214V39H212ZM221 37H222V39H221ZM131 38V39H130ZM135 38L137 39V40H135ZM170 38V39H169ZM172 38H174V40H177L178 41V38H179V43L181 44V46L180 47H182V50L183 51H185L184 52V54H183V52L182 51H180L181 50V48L179 49V44L177 43V41H174V40H172ZM216 38V39H217ZM235 38H237L236 40H234ZM1 40H3L2 39V33H1V38H0ZM129 39H130V41H129ZM140 39H141V42H139L138 44H136L138 41H140ZM228 41H227V40ZM232 39V40H231ZM250 39V40H249ZM155 41V43L156 42H158V46L156 47V44H154V46L153 47H151V44L152 43H154L153 41ZM187 40V39H186ZM213 40H215L216 42H217V45L214 47V48H216V47H220L218 50L219 51H216L217 50V48H216V50H215V52H217V54H218V57L216 56V53L215 52H213V55H215L219 60L217 61V59H216V57L214 56L213 58H210V59H212V60H210V61H208V62H211L212 61V64H213V62L215 63V64H213L212 66H211V63H207L206 62V66L204 65V67H205V70H204V68H200L199 70H201L200 71V75H201V72H202V70H204V73L207 71V70H209L211 67H216V64L218 65V67H216L217 68V70H216V68H214V69H210V71L212 70L213 72H208L207 71V74L205 73H202L204 76V78H205V75H206V77L208 76V74L209 73H212L213 75L212 76H214V73L216 74L215 76H214V80L215 81H213V82H215V83H213L212 82V80H210V79H207V78H209L210 76H211V74H209V76L207 77V78H205V79H203V80H209V81H211V83L210 82H208L207 80V83L209 84V85H207L206 86V84H204V83H206V81L204 82L203 81V84L205 85V87H204V90L206 89V91H204L203 89H202V87H200V86H202V85H200L199 87L197 86V84H201L202 82H200L199 81V79L197 80L195 77L196 76H198V74L196 75V76H194V78H193V75H195V73H197L196 72V70L199 72V70L198 69H195V70H192V68L194 67V68H197L199 65H197V67H195L194 65H196L197 63L199 64V63H201L200 65H202V62H203V60H201V59H204L205 61H206V59H208L210 56H211V53H210V51L213 49H211V47L210 46H214V44H213ZM229 40H231V43H229ZM238 40V41H237ZM4 41V40H3ZM118 41V42H117ZM126 41V42H125ZM211 41H213V42H211ZM235 41H237V42H235ZM239 41H240V44H239ZM129 42H131V43H129ZM198 42V43H197ZM210 42L212 43V44H210ZM146 43H147V45H146ZM171 43L172 44H174L173 46L175 47L176 46V48H177V46H178V48L177 49H179V50H177L176 51V48H174V47H172V45H171ZM175 43L176 44H178V45H175ZM183 43V44H182ZM187 43H188V41H187ZM186 43V44H187ZM223 43H224V45H223ZM234 45H233V44ZM235 43L237 44V46L235 45ZM242 43V44H241ZM163 44H167V45H163ZM189 44V43H188ZM229 44H231V45H229ZM248 44V45H247ZM256 44H258V42H256V43H253V44H251L250 43V45L251 46H256V52L253 54V56H255V57H258L259 55V61H260V59H261V61H260V63L262 62L263 63V61H264V48H259V46L258 45H256ZM124 45H126V46H124ZM140 45H144L143 47H141ZM149 45V46H148ZM170 46L171 45V47H172V49H173V51L175 52V54L174 53H170V52H172V51H168V47L167 46ZM119 46V47H118ZM140 46V47H139ZM195 46V47H194ZM229 46V47H228ZM237 47L236 49H240V50H236L235 49V47ZM239 46H243V47H239ZM137 47H139V48H137ZM151 47V48H150ZM156 49H155V48ZM165 49H164V48ZM202 47V48H201ZM227 47V49L225 50V48ZM145 49L144 51H147V50H149V48H150V52H144V51H142L143 52V55L141 54V52L139 51V49ZM148 48V49H147ZM194 48V49H193ZM195 48H197L198 49V51H201V52H196V51H194V50H196ZM229 48V49H228ZM233 48L235 49L234 51H237V52H235L236 53V55H235V53L233 52V51H231V52H229V50H233ZM261 50L262 49V51H260L259 49ZM126 49H127V51H126ZM134 49V50H133ZM136 49H137V52H136ZM162 49L165 51V53H164V55H166V56H164L163 55V53H162ZM170 49V48H169ZM185 49V50H184ZM193 49V51H191ZM221 49V50H220ZM254 49V50H255ZM187 50V51H186ZM210 50V51H209ZM243 50V51H242ZM258 50V51H257ZM133 51H135V52H133ZM151 51H156L157 53H154V55L156 54V57L158 58H154V56L153 57H151L152 56V53H151ZM191 53H190V52ZM213 51H214V49H213ZM227 51V52H226ZM241 52V53H239V52ZM133 52V53H132ZM168 54H167V53ZM176 52H178L177 53V56L179 55V54H182V55H180V56H178V57H180V58H178L177 56H176V58H178V59H176L175 60V62H178L179 63V61H180V63H181V67L182 68H179V66L180 65H178L177 63H174V59H175V55H176ZM181 52V53H180ZM192 52L194 53V54H192ZM210 53L209 55V57L207 56V54L208 53ZM212 52V51H211ZM220 54H219V53ZM258 52V53H257ZM138 54V53H140V54H138V55H140V56H138V58L140 57V59H142V56L143 57H146L145 59V61H147L148 63L146 64V63H144V58L142 59V61L140 60V59H136L137 58V56H136V54ZM170 53V54H169ZM197 53V55L195 56V54ZM226 53V54H225ZM231 54V56H233V54H234V56H239V57H235V58H238V60H236V59H234V56H233V58H231V56H229V54ZM261 53V54H260ZM149 54V55H148ZM164 56H162V55ZM201 55V56H198V55ZM228 54V55H227ZM240 54V55H239ZM259 54V55H258ZM1 55V54H0ZM151 55V56H150ZM160 56V58H159V56ZM168 55H170L169 57H172V58H169V60H167L168 61V63L170 62V64H168L167 62H162L161 63V61L163 60V59H165V57H166V59L168 58L167 56ZM212 55V56H213ZM228 57H227V56ZM133 56H136V58L135 57H133ZM147 56H148V58L149 59H147ZM150 56V57H149ZM198 56V58L196 59L195 57H197ZM220 56V57H219ZM227 57V59H225L226 57ZM3 56H1L0 58H2ZM174 57V58H173ZM206 57V58H205ZM223 57H224V59H223ZM115 58H116V56H115ZM133 58V59H132ZM135 58V59H134ZM163 58V59H162ZM181 58H183V60L181 59ZM195 58V59H194ZM106 59V58H105ZM153 59H155V60H157L158 62H157V66L156 65H154V63L152 64L151 62H155V60L153 61ZM160 59H162V60H160ZM165 59V60H166ZM173 59V60H172ZM188 59V60H187ZM193 59H194V61L196 62H192L193 61ZM216 61H214V60ZM258 59V58H257ZM2 60V65H1V67H0V108H1V110L2 109H5V107H3V106H8V101H6V102H3V100L4 99H7L6 98V96H5V91H6V89H7V87H6V85H5V83H4V80L2 79L3 78V74H4V69H3V64H5V63H3L4 61H3V58L1 59ZM127 60L131 63H126L127 62ZM135 60H139L138 62H142L143 64H138V62L137 61H135ZM172 60V61H171ZM185 60H187V61H185ZM200 60V62H198ZM209 60V59H208ZM225 60H227V62H231V64H229L228 63V65H229V67H228V65H227V62H226V65H225ZM135 61V62H134ZM182 61V62H181ZM205 61H204V63L203 64H205ZM233 61V62H232ZM160 62V63H159ZM171 62H172V64L173 65H175L174 67H177L178 68V70L177 69H175L174 70V67H172L173 65H171ZM185 62H187L186 64H184ZM234 62H236V63H234ZM240 64V66H238L239 64ZM133 63H137V65L136 64H133ZM165 63H167V65L165 66L164 64ZM179 63V64H180ZM192 63H194V65L193 66H191L192 65ZM233 63V64H232ZM122 64V65H121ZM147 66H146V65ZM149 64H151V66L149 65ZM161 64H163L164 66H162ZM208 64V65H207ZM210 64V65H209ZM224 64V65H223ZM236 64H238V65H236ZM109 66L110 67V69L112 70V68H114V66ZM149 65V66H148ZM154 65V66H153ZM161 65V66H160ZM178 65V66H177ZM185 65V66H184ZM232 65V66H231ZM234 65H236V66H238L239 67V70H237L238 68L236 67V66H234ZM242 65V66H241ZM207 66H208V69H206L207 68ZM209 66H210V68H209ZM224 66H225V68H226V70H229V71H231V72H229V71H226L227 73H229V74H231V76H232V82L230 83V89H232L233 87H234V90L232 89V90H229V89H226L225 88V78H226V76L225 75H228L226 72H224L225 70V68H224ZM136 67V68H135ZM153 67H155L154 69H153ZM160 67V68H159ZM163 67H164V70H163ZM168 67H171L172 69L170 70V68L168 69ZM186 67V68H185ZM229 69H228V68ZM235 67V69H232V68H234ZM138 68V70H139V72L136 70ZM161 68H162V70H161ZM165 68H167L168 70H166ZM199 68V67H198ZM241 68H243V69H241ZM132 69H134V70H132ZM141 69H144V70H142L141 71ZM147 69V70H146ZM148 69H149V71H148ZM155 70L156 72H155V75H153L152 74V72H151V70ZM159 69V70H158ZM180 69H181V72H180ZM240 69H241V72H240ZM249 69V70H248ZM3 70V72H1ZM128 70V71H127ZM130 70V71H129ZM219 70V71H218ZM224 70V71H223ZM234 70H235V72H234ZM238 72H237V71ZM140 71H141V74H142V76L139 74V75H137V73H140ZM161 71H164V74L161 72ZM176 73H175V72ZM191 71L193 72L192 74H191ZM195 71V72H194ZM214 71H218V73L217 72H214ZM242 71H244V73L242 72ZM250 71V72H249ZM26 72H28V71H26ZM125 72V73H124ZM128 72V73H127ZM143 72V73H142ZM154 72V71H153ZM166 72H167V74H166ZM223 72V73H222ZM99 73V71L97 72V74ZM151 73V74H150ZM162 73V74H161ZM170 73H172L174 76L172 77V76H170V75H168V74H170ZM179 73H181L180 75H179ZM236 73V74H235ZM240 73H242V74H240ZM246 73H249V74H246ZM11 74V73H10ZM13 74L14 73H12V75H11V77H13ZM87 73H84V74H82L81 75V77H80V80H83V81H85V82H88V81H86V80H84V79H89V76H88V78H86V76H85V78L84 79H82V76H84V75H86ZM175 74H178L179 76H175ZM186 74V75H185ZM191 74V75H190ZM234 76H233V75ZM237 74H240V76H238ZM245 74H246V76H245ZM30 76H31V74H29ZM125 75H126V79H125ZM146 75H149V79L146 77ZM151 75H153V76H151ZM157 75V77L158 78H156L155 79V76ZM159 75V76H158ZM161 75H163L164 76V78L166 77V79L167 78H169V76H170V78L172 77V78H175V79H178V81L176 80H174L173 79V81H172V78L170 79L169 78V81H164V80H162L163 78V76H161ZM168 75V76H167ZM200 75H199V78H200V80L202 81V79H201V77H200ZM242 75V76H241ZM249 75V76H248ZM123 76V77H122ZM139 76V77H138ZM202 76V75H201ZM211 76V77H212ZM111 77V76H110ZM109 77V78H110ZM133 79H132V78ZM154 77V78H153ZM187 77V79H190V81L189 80H185V78ZM192 77V78H191ZM223 79H222V78ZM246 77H248V78H246ZM112 78V77H111ZM116 78V77H115ZM151 78V79H150ZM180 78V79H179ZM236 78H237V80H236ZM36 79H38V78H36ZM113 79V78H112ZM140 79V80H139ZM142 79H143V82H142ZM147 79L149 80V81H147ZM152 79H154V80H152ZM240 79V81L238 82V80ZM241 79H243L244 81H242ZM66 80V79H65ZM126 80V81H125ZM145 80H146V82H145ZM151 80H152V82H151ZM162 80V81H161ZM182 82H181V81ZM192 80V81H191ZM195 80H197V84L195 83L196 81ZM115 82H117L116 80H114ZM141 83H140V82ZM164 81V82H163ZM170 81H172L173 83H174V85H173V83L171 82L170 84H168V82H170ZM189 81V82H188ZM199 81V82H198ZM237 81V82H236ZM147 82H148V84H147ZM152 83V85H153V87H152V85H151V83ZM167 82V83H166ZM224 82V83H223ZM242 82H245V83H242ZM126 83V84H125ZM148 85H146V84ZM156 83V84H155ZM165 83H166V86L167 87H165L164 89L162 88V87H164V85H165ZM213 83V84H212ZM237 83H238V85H237ZM131 84H132V87H131ZM182 85V87L183 88H181V89H179L178 91H180V92H177V85L179 86V85ZM215 84V85H214ZM221 84V85H220ZM224 84V85H223ZM232 84V85H231ZM236 84V85H235ZM110 85H111V82H110ZM128 87H127V86ZM147 87H146V86ZM156 85V86H155ZM163 85V86H162ZM170 87H169V86ZM171 85H173V86H175V88L173 87V86H171ZM192 85V86H191ZM223 85V86H222ZM240 85H242V86H240ZM244 85L247 87V88H243L244 87ZM37 86L39 87H36L35 86V89L36 88H38L40 91H41V89H42V91H43V88L42 87H40L39 86V84H37ZM120 86V87H119ZM143 87L142 88V91L140 90L141 88L140 87ZM137 87V88H136ZM148 87H150V88H152V89H154L153 91H155V93H154V95L152 94L153 92H152V89H151V91L149 90L150 88H148ZM156 87V88H155ZM170 88V89H174V93L172 92L171 94L169 93L168 94V92L170 91V89H168L167 90V88ZM186 87H188V88H186ZM190 87H192V88H190ZM193 87H194V89H193ZM222 87V88H221ZM224 87V88H223ZM263 87V86H262ZM262 87H258L257 89H254L252 92L250 91V94H249V92L248 93H246V92H244L245 94L244 95H242L243 97H246V96H250L251 98H252V96H253V98H252V100H253V102L255 101L256 103L260 100V98H261V101L259 102V103H261V104H263V98H264V89L262 88ZM66 88V87H65ZM114 88V89H115ZM128 88V89H127ZM146 88V89H145ZM148 88V89H147ZM160 88H161V90H160ZM201 88L202 89V91H201V89H200V92H199V89ZM214 88V89H213ZM235 88H236V90H235ZM249 88H250V90H249ZM262 88V90H260ZM67 89V88H66ZM69 89V88H68ZM122 89H123V91H122ZM159 89V90H158ZM185 89H187L186 91H187V94H186V91L184 92V90ZM218 89V90H217ZM237 89H238V92H237V94H239V95H237L236 94V91H237ZM34 90V89H33ZM37 90V89H36ZM69 90H71V89H69ZM127 92H126V91ZM162 90H164L163 92H161ZM167 90V92H165ZM194 90V91H193ZM221 90H223L224 91V93L222 94V93H220V91ZM248 90V91H247ZM256 90V91H255ZM125 91V92H124ZM140 91H141V93L143 92V94L141 95V94H139L140 93ZM157 91V92H156ZM176 91V92H175ZM213 91H218L217 92V94H216V92H214V93H212ZM222 91V92H223ZM226 91V92H225ZM241 91H242V93H241ZM260 91H262L261 93H260ZM36 93H37V91H35ZM63 92V91H62ZM71 91H69L68 93L69 94H67V96H64V97H62V98H64L63 100V103L62 104H65V101H66V98H68L69 99V97L68 96H70V93ZM118 92V91H117ZM129 92V93H128ZM130 92H132V93H130ZM149 92V93H148ZM152 92V93H151ZM61 93V92H60ZM65 93V92H64ZM135 93V94H134ZM138 93V94H137ZM162 94L163 93V95H160V97H161V99H160V97H159V94ZM168 95H170V96H168V99H165L166 97H167V94ZM178 93V94H177ZM180 93V94H179ZM195 93V94H194ZM205 93V94H204ZM234 93V94H233ZM254 93H256V94H254ZM116 94V95H117ZM149 94V95H148ZM166 94V95H165ZM208 94V95H207ZM212 94H213V96H212ZM218 94H220V96L222 95H225V97H224V99H223V97L221 96V98L223 99V101L221 100V98H220V96H218L217 97V95ZM247 94V95H246ZM252 94H254V95H252ZM115 95V96H116ZM126 95V96H125ZM196 95V96H195ZM198 95V96H197ZM204 95V96H203ZM206 95V96H205ZM255 95H258L257 97L255 96ZM114 96V95H113ZM147 96V97H146ZM152 96L154 97V98H152ZM166 96V97H165ZM260 96V97H259ZM139 97V98H138ZM180 97V98H179ZM191 97H193V98H191ZM205 97H207V99H208V102L206 101V98ZM216 98V99H214V98ZM234 97V98H233ZM237 97V98H236ZM250 97H246V99L248 98H250ZM38 98L39 97H37V96H32V99L35 101V102H37V103H39V101H38ZM58 98H60L59 97V95L58 96H56L55 97V99L56 100H58L56 103V107L57 106H60L59 105V103H61V99H60V101H59V99ZM179 98V99H178ZM203 98V99H202ZM213 98V99H212ZM236 98V99H235ZM251 98L249 99L250 101H252L251 100ZM259 98V99H258ZM32 99H31V102H32ZM67 99V100H68ZM114 99V97L112 98V100ZM127 101H126V100ZM136 99L137 100H139L140 102H138V101H136ZM147 99V100H146ZM150 99H151V102L153 101V102H155V103H153L154 104V106H152L151 107V105H152V103H150ZM153 99V100H152ZM159 99V100H158ZM163 99V100H162ZM185 99H187V100H185ZM191 99V100H190ZM194 101H193V100ZM205 99V100H204ZM218 99V100H217ZM247 99V100H248ZM125 102H124V101ZM156 100V101H155ZM197 100V101H196ZM204 100V101H203ZM214 100H216V101H214ZM144 101V102H143ZM177 101V102H178ZM210 101V102H209ZM217 101H219V102H217ZM222 101V102H221ZM249 101V102H250ZM44 102V101H43ZM113 102H114V100H113ZM190 102V103H189ZM206 102V103H205ZM219 103L218 105H217V103ZM238 102H239V100H238ZM168 103V102H167ZM173 103H170V104H173ZM186 103H188V104H186ZM210 103V104H209ZM213 103V104H212ZM216 103V104H215ZM222 103V104H221ZM233 103V102H232ZM137 104H138V106H137ZM140 104V105H139ZM146 104L148 105V107L146 106ZM207 104H209V105H207ZM226 104V105H225ZM66 105V104H65ZM121 105V107H119ZM130 105V106H129ZM182 105H179V106H181L182 107ZM192 105H189V106H191L190 108H192L193 106ZM70 106V105H69ZM113 106V105H112ZM111 106V107H112ZM115 106L116 105H114V107H112V111H113V109L115 110ZM123 106V107H122ZM167 106H170V105H167ZM171 106H173V107H176V103L174 104V105H171ZM186 106H184L183 107V109L184 110H186V114L189 112V110H187L186 109ZM223 106V107H224ZM60 107H62V106H60ZM128 107H130V111H127V110H129L128 109ZM142 107H144V108H142ZM145 107H146V109H145ZM152 109H151V108ZM224 107V108H225ZM66 108V107H65ZM139 110L138 112H136L137 111V109ZM148 108V109H147ZM62 110H64V108H61ZM117 109V110H118ZM152 110L151 112H154V113H151L149 110ZM44 110V111H43ZM70 110H72L73 112V114L75 115L74 117H72L73 116V114L72 113H70V112H68V111H70ZM131 110H133L134 111V113L133 112H131ZM142 110H144V111H142ZM84 111H86V112H84ZM96 112L95 113H97L98 111L97 110H95ZM142 111V112H141ZM18 112V111H17ZM47 112V113H46ZM141 112V113H140ZM50 113V116H44L45 114H49ZM113 113V112H112ZM129 113V117L127 116V114ZM137 113H139L138 115H136ZM149 113V114H148ZM132 114V116L130 117V115ZM133 114H134V116H133ZM146 114V115H145ZM152 114H153V116H152ZM157 114V115H156ZM161 114V115H160ZM66 115V116H65ZM92 117H91V116ZM135 115H136V117H139V118H137V119H139V120H137L136 119V121H137V123L136 124H138L139 122L142 124L140 127H137L138 125H136V124H130V123H128V122H131V120L129 119V118H131V119H133L134 117H135ZM79 116V117H78ZM87 116H89L90 117V119L87 117ZM114 116V115H113ZM141 116V117H140ZM20 117V118H19ZM49 117V118H48ZM58 117V118H57ZM66 117V119H65V121L64 122H66L65 123V125H66V133H69V134H66L65 133V138L63 137L62 138V140H59V134H58V132H57V130H56V132L54 131V129H55V125H58L59 123L61 124L62 122H59V121H62L64 118ZM72 117V118H71ZM78 117V118H77ZM126 117V118H125ZM145 117V118H144ZM22 117L21 116H19V115H14L13 117H11L9 120H6V121H8V122H12V123H15L16 125L18 124V120H20ZM61 118H62V120H61ZM73 118H74V120L75 121H73ZM79 118H80V120H79ZM97 118V117H96ZM110 118V117H109ZM122 118H123V116H122ZM23 119V118H22ZM93 119H94V121H93ZM141 119H143L142 121H141ZM144 119H146V120H144ZM82 120L84 121V122H82ZM110 120H108V121H110ZM43 121V120H42ZM72 121V123H70ZM79 121V122H78ZM86 121V122H85ZM107 121V120H106ZM112 123H114L113 125H111ZM126 123H128V124H126ZM140 123H139V125H140ZM93 124V125H92ZM95 124V125H94ZM77 127H75V126ZM96 125H97V128H99V129H97L96 128ZM113 127V128H115V129H113V128H110L111 126ZM131 125H133V126H135L136 125V127H131ZM218 125H219V127H222V126H220V125H222V123L221 124H219L218 123ZM91 126H93V127H91ZM103 126V127H102ZM159 126V125H158ZM57 127V126H56ZM78 127H80V129H78ZM83 127V128H82ZM94 127H95V129H94ZM108 127V128H107ZM118 127H119V129H118ZM151 127V126H150ZM58 128V127H57ZM56 128V129H57ZM89 128V129H88ZM122 128V129H121ZM124 128V129H123ZM2 129V130H3ZM118 129V130H117ZM132 129H133V131H132ZM124 130H125V132H126V134L127 135H125V133H124ZM129 130V131H128ZM81 131V132H80ZM120 133H119V132ZM79 132V133H78ZM113 132H117V133H119V134H117V135H114L113 134ZM6 133V134H5ZM44 134V136L46 137L47 136V138H43L44 136H43V134ZM52 133V134H51ZM54 133H55V135H56V137H53V135H54ZM58 134V137H57V134ZM74 133H76L75 135H74ZM88 134V135H85V134ZM95 133V134H94ZM124 133V134H123ZM5 134V136L7 137H5V136H3ZM106 134V135H105ZM121 134H123V136L125 135V137H123L122 138V135ZM133 134V135H132ZM20 135V136H19ZM27 135H28V137H27ZM40 135H42L41 137H40ZM54 135V136H55ZM103 135V136H102ZM130 135V136H129ZM135 135V136H134ZM67 136L69 137V138H67ZM71 136V137H70ZM98 136V137H97ZM107 136V137H106ZM118 136V137H117ZM9 137H11L10 139H11V141L9 142L8 141V139H9ZM21 137V138H20ZM36 137H37V139H36ZM49 137V138H48ZM78 137V138H77ZM95 137V138H94ZM107 139H106V138ZM119 137H120V139H119ZM14 140H13V139ZM23 141H21L20 139ZM41 138H43V139H41ZM72 138V139H71ZM75 138V139H74ZM117 138V141L115 140ZM3 139L5 140V142L3 141ZM6 139H7V141H6ZM9 139V140H10ZM28 139V140H27ZM36 139V140H35ZM71 139V140H70ZM84 139H85V141H84ZM95 139V140H94ZM137 139H139V138H137ZM12 140L13 141H15V142H12ZM42 140V141H41ZM52 140L54 141V142H52ZM64 140H66V141H64ZM72 140H73V142H72ZM76 140V141H75ZM106 140V143L104 144V141ZM113 140H115L114 142H112ZM3 141V142H2ZM30 141V142H29ZM50 141V142H49ZM56 141H57V143H56ZM100 141V142H99ZM118 141H120V144L118 143ZM222 141V140H221ZM221 141H218L217 143H219V142H221ZM66 142V143H65ZM102 142V143H101ZM116 142V143H115ZM134 142H132V143H130V145H135V144H133ZM62 143V144H61ZM91 143V144H90ZM97 143H99V146H98V144H97V146H96V144ZM101 143V144H100ZM111 143H112V145L113 146H111ZM114 143V144H113ZM223 143V142H222ZM47 144H49V145H47ZM53 144V145H52ZM66 144H68V145H66ZM95 144V145H94ZM220 144V143H219ZM30 145V146H29ZM81 145V146H80ZM123 145V144H122ZM130 145H127L126 144V147H127V149H128V152H126V151H124L125 153H126V155L127 156H129L130 157V154H127V153H130V152H132L131 151V146ZM61 146V147H60ZM55 147V148H54ZM150 147V146H149ZM151 147L153 148V146L151 145ZM150 147V148H151ZM26 150H25V149ZM52 148V149H51ZM16 149V150H15ZM94 149V150H93ZM118 149V150H119ZM154 149H155V147H154ZM15 151V153H10V151L11 152H14ZM52 150V151H51ZM156 150V149H155ZM154 150V151H155ZM16 151H18V152H16ZM153 151V150H152ZM187 152L189 151V152H191V151H193V149H187L186 150ZM22 152V153H21ZM27 154H26V153ZM99 152V153H98ZM103 152H105V151H103ZM112 152L110 153V155L112 154ZM156 152V154L155 155H159V153L157 154V151H155ZM188 152V153H189ZM9 153V154H8ZM18 153H20V154H18ZM21 154H22V156H23V158L21 157V158H19L18 159V157H20L21 156ZM28 154L30 155L29 157H28ZM77 154V155H76ZM95 154L97 155V156H95ZM105 154H107V152H105V153H103V156H105ZM3 155L5 156V157H3ZM12 155V156H11ZM15 155H19L18 157H16ZM35 155V156H34ZM74 155V156H73ZM155 155H153V156H155ZM34 156V157H33ZM38 156H40V158L38 157ZM92 156V157H91ZM126 156V157H127ZM6 157L8 158V159H6ZM10 157V158H9ZM12 157V158H11ZM16 157V158H15ZM25 157H27V162H28V160H29V162H36V160H37V158L39 159V161L42 163H39V161L37 160V162L39 163H36L37 165H35L34 163L33 164H31V163H27L25 160H26V158ZM56 157V158H55ZM76 157V158H75ZM93 157H94V159H93ZM2 158V159H1ZM24 158H25V160H24ZM31 158H33V159H31ZM65 158L67 159L66 161H65ZM90 158V159H89ZM128 158V157H127ZM12 159V160H11ZM20 159H23L24 160V162H23V160H20ZM35 159V160H34ZM47 159H48V161H47ZM74 161H72V160ZM77 159H79L78 161H77ZM93 159V160H92ZM8 160V161H7ZM20 160V161H19ZM30 160H32V161H30ZM46 160V161H45ZM52 160V161H51ZM76 160V161H75ZM91 160V161H90ZM13 161V162H12ZM18 161V162H17ZM43 161V162H42ZM56 161V162H55ZM59 161V162H58ZM64 161V162H63ZM68 161V162H67ZM89 161V162H88ZM10 162V163H9ZM17 162V163H16ZM23 162V163H22ZM47 162V163H46ZM49 162V163H48ZM55 162V163H54ZM67 162V163H66ZM70 162V163H69ZM77 162H79L78 164H79V166L77 165ZM85 162H86V165H85ZM8 163H9V167L7 166L8 165ZM21 163V164H20ZM25 163V164H24ZM59 164V166H60V168H59V170H57L58 169V165L57 164ZM63 163V165H61V164ZM73 163H75L76 165L74 166V164ZM83 163V164H82ZM48 164V165H47ZM53 164V165H52ZM55 164V165H54ZM65 164V165H64ZM67 164V165H66ZM69 164H73L72 166H68ZM81 164V165H80ZM2 165L4 166V168L2 167ZM13 165V166H12ZM18 165V166H17ZM22 167H21V166ZM27 167H26V166ZM29 165H31V166H29ZM34 165V166H33ZM85 167H84V166ZM55 166H57V168L55 167ZM82 166V167H81ZM30 167H35V168H33V170H31L32 168H30ZM29 168H30V170H29ZM37 168H39L41 171H39V169H37ZM56 168V169H55ZM71 169V171H72V173H70V169ZM89 168V169H88ZM34 169H36L37 171H34ZM54 169V170H53ZM60 169H62V170H67L66 172L67 173H65L64 171H63V173H62V171H60ZM86 169H84V170H86ZM8 170H9V173H8ZM15 170V171H14ZM47 170V171H46ZM51 170H52V173H51ZM56 170V171H55ZM16 173V171H18V172H20V173H14V172ZM25 171H27V172H25ZM54 171V172H53ZM5 172V173H4ZM9 174V176L7 175V173ZM12 172V173H11ZM21 172H23L22 174H21ZM43 172V173H42ZM47 172V173H46ZM57 173V175H54V174H56ZM4 174V176H7V177H10L11 176V174L13 175V176H11V178L13 177H16L17 179H13L14 181H7L8 179H10V180H12L11 178H7L6 177V179H5V177L3 176V174ZM25 173V174H24ZM46 173V174H45ZM52 175H51V174ZM68 173H70V174H68ZM6 174V175H5ZM14 174L16 175V176H14ZM19 174H21V176L19 175ZM60 174V175H59ZM62 174V175H61ZM66 176H65V175ZM68 174V175H67ZM26 175V177H24ZM30 175V176H29ZM46 175H48L49 177H47ZM2 176H3V178L4 179H2ZM17 176H20V178L21 179H19L18 180V178L19 177H17ZM22 176H23V178H22ZM39 176H40V178H39ZM42 176H43V180H41L42 179ZM55 179V180H53L52 179V177ZM38 177V178H37ZM45 177V178H44ZM47 177V178H46ZM26 178V179H25ZM49 178V179H48ZM59 178V179H58ZM62 178V179H61ZM23 179H25V182H24V180ZM40 179V180H39ZM50 180H52V181H50ZM60 181V180H63V183L62 184H60V186H59V184H58V187L56 188L55 187V183H61V182H56V181ZM1 181H2V183H1ZM5 181H7V184H6V182ZM20 181H22V182H20ZM50 181V182H49ZM68 181V180H67ZM3 182H4V184H3ZM40 182V183H41ZM66 183V184H65ZM3 184V185H2ZM7 186H6V185ZM65 184V185H64ZM2 185V186H1ZM4 185H5V187H4ZM46 185V184H45ZM68 185V186H67ZM66 186V187H65ZM11 187V188H10ZM60 187V188H59ZM63 187V188H62ZM69 187V188H68ZM17 188H18V185H17ZM58 188H59V190H62V191H59L58 190ZM68 188V190H66ZM58 190V191H57ZM8 191V192H7ZM48 191H49V189H48ZM64 191V192H63ZM68 191V192H67ZM72 192V194H71V192ZM3 193L2 194V196H1V193H0V197H3V196H5V197H3V198H0V213L2 214V215H0V217H2V216H4L3 214H5L6 212V214H8V219L7 220H4V217H2V219H0V223L3 225V221H4V223H5V221H6V225L4 226V227H2V225H1V229H0V246H2V248L4 249V250H7V252H15V253H17V254H19L20 252H22V253H25V254H27L28 252H29V254H27L28 256H30L28 259L27 258H21V259H19L18 261H21V262H23L24 264H40V261H38L35 257H33V254L32 253H34V254H36V255H38L40 252H42V251H44V250H48V248H50L49 250H48V255L50 256V255H53V253L55 252V250L57 251V249H58V247H56L55 245H58V246H60L59 245V243H61L62 244V241H61V239L62 240H64V241H66V239L68 240V241H70L69 239H71L72 238V236H73V238L75 239L76 238V240H78L79 238L78 237H80V239L78 240L79 241V244L78 245H81L83 242H82V240L85 238V239H87L86 237H88L89 239L91 238V239H93L94 238V231L92 230V227H93V222L94 221H91V219L89 220V219H82L81 221H80V226H79V228H77V226L75 225L76 223V221L74 220H71V221H68L67 223H68V226L66 225L65 226V228H66V232H63V230H64V228H63V226L62 225H60V227L61 228H63V230L62 231H60V232H58V234H57V232H55V231H51V232H49V230H47L48 229V224H46V222L45 221H43V220H38V219H36L37 221L36 222H38V224L37 223H35V219L33 218V217H36L34 214H33V216H31L30 215V213H31V207L30 206H27V205H25V207H26V209L24 208V210L22 209V207H24V205H22V200H21V198H18L19 200H21V202L18 204V205H20L21 204V208L20 207H18V210H17V213H19V211H21L22 212V214H20L21 216H19V215H17V213L15 214V210L17 209V207L16 208H13V206H12V209H14V211L12 210V212L11 213H13V214H10V213H8V212H10L11 211V206H8V204L10 205V202H11V200H12V202H11V204L14 202V204L15 203H17V202H19L18 200L15 202V201H13V198L10 196V195H8V194H6V193ZM56 192H58V193H56ZM60 192H62V194L60 193ZM74 192V193H73ZM69 193V195H67ZM5 194V195H4ZM52 194H55V195H52ZM56 194H61V195H59V196H61V197H59L58 195H56ZM9 197H8V196ZM77 195V196H76ZM62 196H63V198H62ZM65 196V197H64ZM67 196V197H66ZM72 196V197H71ZM75 198H74V197ZM70 198V200H69V198ZM6 198H10L9 200H10V202L8 203V201H7V199ZM12 198V199H11ZM55 198H57V199H55ZM59 198H61L62 199V201H61V199H59ZM68 199V200H65V199ZM3 199V200H2ZM6 199V200H5ZM71 199H72V201H71ZM3 201H5L4 203H3ZM2 202V203H1ZM8 204H7V203ZM70 203H72V204H70ZM2 204H4V205H2ZM14 204H12V205H14ZM6 206V207H5ZM17 206V205H16ZM72 206H73V208H72ZM15 207V206H14ZM29 207V208H28ZM67 207H69V208H67ZM6 208V210L4 211V209ZM8 208V209H7ZM10 208V209H9ZM72 208V209H71ZM20 209H22V210H20ZM10 210V211H9ZM23 211H25V213H27V215H24V213H23ZM34 213V212H33ZM65 213V214H66ZM72 213H75V214H72ZM6 214H5V219H6ZM11 216H10V215ZM15 215H16V218H15V220H17V216L19 217L18 218V220H19V224L18 225H16L15 223H18V222H15V220H14V218H12V216L13 217H15ZM26 216V217H25ZM30 217H32L33 218V222H31V220L29 219ZM11 220V223L9 222L10 220ZM9 220V221H8ZM9 222V223H8ZM45 222V223H44ZM70 222H71V224H70ZM89 222H90V224H89ZM33 223V224H32ZM85 223V224H84ZM15 224V225H14ZM43 224V225H42ZM45 224V225H44ZM49 224H52V225H54L53 223H49ZM74 224V225H73ZM9 225H11V228L9 229ZM14 225V226H13ZM31 225V226H30ZM70 225V226H69ZM72 225H73V227H72ZM21 226V227H20ZM29 226V227H28ZM36 226V227H35ZM43 226V227H42ZM27 227V228H26ZM33 227H35L34 229H32ZM84 227H85V229H84ZM20 228V229H19ZM88 230H87V229ZM90 228H91V230H90ZM19 229V230H18ZM25 229V230H24ZM83 229V230H82ZM2 230V231H1ZM9 230V231H8ZM16 230V231H15ZM24 230V231H23ZM41 230H43V232L41 231ZM69 230V231H68ZM71 230V231H70ZM76 230L78 231V233H76ZM85 230H86V232H85ZM89 230H90V232H89ZM69 232V234H67L68 232ZM82 231V232H81ZM84 231V232H83ZM93 231V232H92ZM12 232V233H11ZM48 232V233H47ZM88 232V233H87ZM3 233V234H2ZM40 233V234H39ZM6 234H8V235H6ZM35 234V235H34ZM67 234V235H66ZM79 236H78V235ZM23 235V236H22ZM38 236V237H32V236ZM57 235V236H56ZM18 236V237H17ZM64 236V237H63ZM69 236H71L70 238H69ZM75 236V237H74ZM77 236V237H76ZM85 236V237H84ZM14 237V238H13ZM82 237V238H81ZM16 238V239H15ZM39 238V239H38ZM72 238V239H73ZM14 239V240H13ZM49 239V240H48ZM53 239V240H52ZM82 239V240H81ZM85 239L83 240V241H85ZM34 240V241H33ZM16 241V242H15ZM38 241V242H37ZM43 241V242H42ZM55 241V242H54ZM56 241H58V242H56ZM14 242H15V244H14ZM33 242V243H32ZM40 243V244H39ZM12 244H14V245H12ZM26 244V245H25ZM53 244H55V245H53ZM22 245V246H21ZM26 246V247H24V246ZM31 245V246H30ZM37 245V246H36ZM40 245V246H39ZM4 246V247H3ZM13 246V247H12ZM15 246V247H14ZM51 246V247H50ZM63 246V245H62ZM11 247V248H10ZM48 247V248H47ZM64 247V246H63ZM23 250H22V249ZM32 248V249H31ZM46 248V249H45ZM24 249H27V250H24ZM34 249V250H33ZM44 249V250H43ZM54 251H53V250ZM1 250V249H0ZM22 250V251H21ZM77 250L78 249H76V247H73L72 248V250H70V252H69V254H70V257L68 256L69 254H67V256H65V257H63L64 255H66L65 253L64 254H60V252H55L54 254V257L53 256H50V257H53V258H55L56 259V257H57V261H58V259L61 257V260L63 259V262H61L60 261V263H63V264H68L69 263V261L70 262H72V263H69V264H78L79 262L82 264V262H83V260L85 261V259L83 258L82 259V255H80V256H78L79 255V253H78V255H76V254H74L75 253V251H76V253H77ZM51 251H53V253L51 252ZM69 250H67V251H64V252H68ZM79 252V251H78ZM92 252V254H88V258H90V256H91V258L90 259H93L94 258V251H90V253ZM59 255H58V254ZM74 255H73V254ZM57 254V255H56ZM77 256V259H76V256ZM60 256V257H59ZM66 257H68L69 258V261H68V259H66ZM78 257H80V258H78ZM84 257V256H83ZM36 259L35 261L34 260H32V259ZM64 258H65V260H67V261H65L64 260ZM76 260H75V259ZM79 259V260H78ZM25 260V261H24ZM35 263H34V262ZM78 261V262H77ZM90 262H92V263H95V259H93V260H89ZM88 261V263L89 264H91L90 262ZM26 262H28V263H26ZM43 262V261H42ZM87 262V261H86ZM84 263V262H83ZM87 263V264H88Z\"/></svg>",
    "mask_w": 264,
    "mask_h": 264
}]
</instances>
